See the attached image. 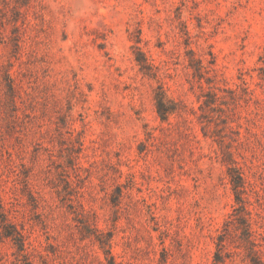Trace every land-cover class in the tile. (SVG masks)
Segmentation results:
<instances>
[{
    "label": "rangeland",
    "instance_id": "rangeland-1",
    "mask_svg": "<svg viewBox=\"0 0 264 264\" xmlns=\"http://www.w3.org/2000/svg\"><path fill=\"white\" fill-rule=\"evenodd\" d=\"M0 264H264V0H0Z\"/></svg>",
    "mask_w": 264,
    "mask_h": 264
}]
</instances>
